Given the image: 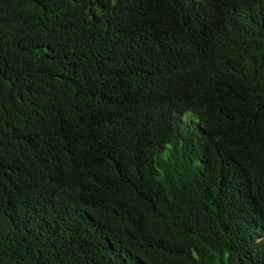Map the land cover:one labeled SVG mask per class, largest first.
<instances>
[{"label": "trees", "instance_id": "obj_1", "mask_svg": "<svg viewBox=\"0 0 264 264\" xmlns=\"http://www.w3.org/2000/svg\"><path fill=\"white\" fill-rule=\"evenodd\" d=\"M0 264H264V0H0Z\"/></svg>", "mask_w": 264, "mask_h": 264}]
</instances>
